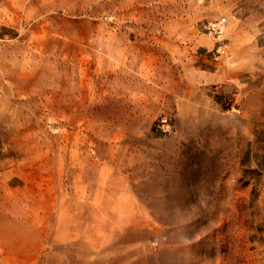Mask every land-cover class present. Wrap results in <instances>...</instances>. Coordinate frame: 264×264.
I'll return each instance as SVG.
<instances>
[{
    "label": "rangeland",
    "instance_id": "rangeland-1",
    "mask_svg": "<svg viewBox=\"0 0 264 264\" xmlns=\"http://www.w3.org/2000/svg\"><path fill=\"white\" fill-rule=\"evenodd\" d=\"M0 257L264 264V0H0Z\"/></svg>",
    "mask_w": 264,
    "mask_h": 264
},
{
    "label": "built area",
    "instance_id": "built-area-1",
    "mask_svg": "<svg viewBox=\"0 0 264 264\" xmlns=\"http://www.w3.org/2000/svg\"><path fill=\"white\" fill-rule=\"evenodd\" d=\"M225 19L217 22L210 23L208 26V31L211 36L221 38L225 33ZM219 52L225 53V48H219ZM171 123L168 118H163L160 120L158 128L163 132H168L171 130Z\"/></svg>",
    "mask_w": 264,
    "mask_h": 264
},
{
    "label": "crops",
    "instance_id": "crops-1",
    "mask_svg": "<svg viewBox=\"0 0 264 264\" xmlns=\"http://www.w3.org/2000/svg\"><path fill=\"white\" fill-rule=\"evenodd\" d=\"M0 264H5L4 262H2V259H1V257H0Z\"/></svg>",
    "mask_w": 264,
    "mask_h": 264
},
{
    "label": "bare ground",
    "instance_id": "bare-ground-1",
    "mask_svg": "<svg viewBox=\"0 0 264 264\" xmlns=\"http://www.w3.org/2000/svg\"><path fill=\"white\" fill-rule=\"evenodd\" d=\"M70 225V224H69ZM61 232H62V230H61ZM64 233V232H63ZM62 234V233H61ZM60 235V234H59ZM66 237V236H65ZM63 238V237H62ZM60 239V238H59ZM70 239V238H69ZM56 240V239H55ZM67 241V240H66Z\"/></svg>",
    "mask_w": 264,
    "mask_h": 264
}]
</instances>
